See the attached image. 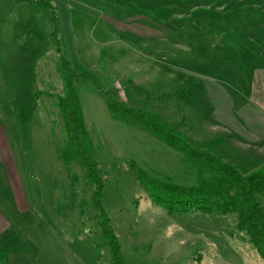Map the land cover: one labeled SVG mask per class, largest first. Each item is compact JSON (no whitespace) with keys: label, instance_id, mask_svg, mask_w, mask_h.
Masks as SVG:
<instances>
[{"label":"rangeland","instance_id":"374dc122","mask_svg":"<svg viewBox=\"0 0 264 264\" xmlns=\"http://www.w3.org/2000/svg\"><path fill=\"white\" fill-rule=\"evenodd\" d=\"M115 3L103 16L71 17L73 43L58 22V37L71 66L90 74L75 86L125 261L264 264L236 214L170 215L152 200L132 164L187 187L209 173L149 131L114 119L104 95L160 116L192 147L242 164L243 175L258 171L260 156L222 143L264 131V0ZM53 31L32 1L0 0V264H111L94 187L77 160H64Z\"/></svg>","mask_w":264,"mask_h":264},{"label":"trees","instance_id":"16d2710c","mask_svg":"<svg viewBox=\"0 0 264 264\" xmlns=\"http://www.w3.org/2000/svg\"><path fill=\"white\" fill-rule=\"evenodd\" d=\"M37 8L51 18L54 31L55 51L60 62L63 82V94L57 96L56 106L63 119V128L67 136V151L64 160L68 163L78 161L85 177L94 187L92 202L98 213L99 227L105 243L111 251V264H128L122 255L121 245L111 226V219L102 203L105 181L98 162L94 158V143L87 129L81 100L75 83L79 78H89L90 74L77 72L67 57L61 39L58 37L59 15L52 0H30ZM104 93V92H103ZM108 109L112 117L128 125H138L149 131L169 147L177 150L198 165L206 169L207 178L199 172L195 186H181L173 178L151 174L131 167L137 172V179L149 193L152 200L165 208L170 215L189 214L199 211L205 214H236L237 229L245 232L252 245L264 260V205L259 196H264V167L249 175H243L237 167L224 162L216 155L192 147L186 138L166 120L145 110L127 106L109 93ZM72 151V153L69 152ZM97 247V246H96Z\"/></svg>","mask_w":264,"mask_h":264},{"label":"crops","instance_id":"0c3cea01","mask_svg":"<svg viewBox=\"0 0 264 264\" xmlns=\"http://www.w3.org/2000/svg\"><path fill=\"white\" fill-rule=\"evenodd\" d=\"M120 1L122 0H52L58 11L59 24L61 27H63V32L66 34V43H73V34L71 33L70 26L71 17L79 14L88 16H103L108 12H112L116 7L115 2ZM252 133L253 134L252 136H249V139L237 136L238 138H230L224 141L222 143L223 148L229 146L230 148L234 149L236 155L242 157L250 156L252 158L253 156H260L261 159H264V131L254 128L252 129ZM222 149H220L221 152ZM0 158L2 159L1 156ZM222 158H226V155ZM260 158L259 161L261 162V164L264 163L263 160H260ZM236 166L239 170L240 168L244 170L242 164ZM240 172L244 174L249 173L241 170Z\"/></svg>","mask_w":264,"mask_h":264},{"label":"built area","instance_id":"2783aa9c","mask_svg":"<svg viewBox=\"0 0 264 264\" xmlns=\"http://www.w3.org/2000/svg\"><path fill=\"white\" fill-rule=\"evenodd\" d=\"M123 87L124 86H121V84L118 81L115 83V88L119 92L120 95L123 94Z\"/></svg>","mask_w":264,"mask_h":264}]
</instances>
